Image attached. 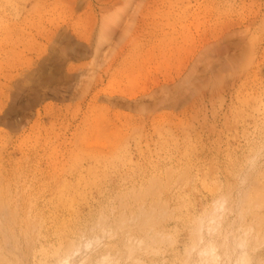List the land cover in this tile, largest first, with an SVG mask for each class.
I'll use <instances>...</instances> for the list:
<instances>
[{"label":"rangeland","instance_id":"obj_1","mask_svg":"<svg viewBox=\"0 0 264 264\" xmlns=\"http://www.w3.org/2000/svg\"><path fill=\"white\" fill-rule=\"evenodd\" d=\"M1 156L0 264H264V0H0Z\"/></svg>","mask_w":264,"mask_h":264},{"label":"bare ground","instance_id":"obj_2","mask_svg":"<svg viewBox=\"0 0 264 264\" xmlns=\"http://www.w3.org/2000/svg\"><path fill=\"white\" fill-rule=\"evenodd\" d=\"M130 20L131 16H126V12L120 13L113 18L110 28H100L97 41L93 48L94 56L99 55L102 46L107 42L108 38L111 37L114 30L120 28V31L124 32L128 28ZM3 158L2 156L0 157V218L2 219L4 214L2 210L6 207L9 211L8 219H10V222L21 217L22 221H29V223L38 221L48 225L52 206V199L49 198L48 186L38 182L36 186L31 189L28 187L25 192H22L20 183L23 175L20 167V160L13 159L9 161L8 165L3 166Z\"/></svg>","mask_w":264,"mask_h":264}]
</instances>
